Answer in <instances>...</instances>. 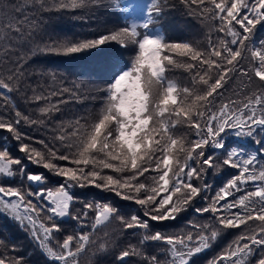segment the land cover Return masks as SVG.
I'll list each match as a JSON object with an SVG mask.
<instances>
[{
	"label": "snow or ice",
	"instance_id": "6c2138e0",
	"mask_svg": "<svg viewBox=\"0 0 264 264\" xmlns=\"http://www.w3.org/2000/svg\"><path fill=\"white\" fill-rule=\"evenodd\" d=\"M179 2L190 16L208 22L210 28L223 35L213 40L209 34L206 45L199 41H169L162 31L154 30L168 0H150L140 22L126 24L95 39L53 43L39 49L68 55L109 43L131 48L130 62L117 59L111 66L108 82L96 89L104 95L95 115L57 126L54 140L59 142V148L44 141L38 143L45 150L22 143L24 134L17 126L21 121L44 124V118L59 112V105L67 103L63 99L51 103V97L64 93L76 96L73 89L62 87L47 96L37 95L33 89L31 99L46 102L38 108L39 117L35 120L19 110L15 111L14 120L0 117V130L6 129L21 142L18 151L30 163L63 180L54 190L45 188L44 173L29 172L21 158L13 157L0 144V175L11 179L23 177L19 187L0 183V209L29 235L48 264H80L79 258L89 250L94 256L108 255L111 235L105 232L103 238L93 239V232L112 220L118 221L124 231H143L139 244L121 250L111 264H126L131 257L142 258V264H196L198 257L229 229L240 231L209 264H264V164L257 163L255 153L245 155L241 149L228 148L222 138L226 130H234L237 137L253 138L264 149V137L256 139L258 130H264V41L259 49L249 46L253 29L264 24V0ZM24 4L43 9L47 0H24ZM101 4L102 0H53L51 7L66 10ZM111 6L121 11L134 7L122 6L119 0H111ZM22 8L23 5L7 3L0 8V39L5 41L0 47L5 49V56L14 41L24 38L21 25L27 23V17L17 20L7 10L19 12ZM23 59L19 57L16 66L6 69L7 75L0 77V96L6 106L11 99L9 94L19 90L17 86L24 75L19 61ZM173 69L188 73V82L181 85L170 79L168 72ZM234 76L242 85L234 95L243 99L229 98L214 107L216 97L222 95L221 90ZM180 126L188 131L177 134ZM209 147L213 152L219 151V155L207 152ZM55 160L75 167L58 165ZM225 166L236 169V174L227 179L207 206L194 209L197 215L211 213L208 222L193 221L189 230L180 235L151 230L150 221L174 220L201 195L203 189L193 183L194 178L202 179L206 171ZM105 169L113 174H105ZM146 174H152L148 177L151 184L142 179ZM89 185L140 205L146 219L137 214L122 215L119 208L107 202L85 203L86 211L73 213L76 196L71 190ZM90 215L93 232L77 231L66 234L62 241L57 239L56 234L63 231L57 222L59 218H70L83 228L87 225L82 221ZM149 242L166 245L161 250L163 259L143 250ZM0 264L27 262L23 257H0Z\"/></svg>",
	"mask_w": 264,
	"mask_h": 264
},
{
	"label": "trees",
	"instance_id": "16d2710c",
	"mask_svg": "<svg viewBox=\"0 0 264 264\" xmlns=\"http://www.w3.org/2000/svg\"><path fill=\"white\" fill-rule=\"evenodd\" d=\"M130 2V0H119L122 6H126ZM149 2L150 0H143L142 7L139 10L142 20L147 13L146 5ZM3 3L11 6L23 5L22 10L19 12L12 11L11 9L7 11L11 16H15L17 20L23 21L27 17V23L21 25L24 31V38L17 39L14 41V46L8 47L7 56L4 55L5 49L0 47V77L7 75L6 69L16 66V61L19 57H24L23 60L19 61L24 73L20 84L17 86L19 90L9 94L11 99L7 102V106L5 105L3 96H0V117L6 120H14L16 110L25 115V113L34 112L39 107L44 106L45 101L35 102L31 99L33 89L36 90L35 94L47 96L51 91L59 90L62 87L75 91V86L86 84L90 88L87 92H82V94L75 91L76 96L70 95L66 97L64 93L63 96L51 97V103H57L58 100L69 98L72 105L65 110L63 104H60V111L45 118L47 121L44 124L37 123L30 125L28 127V134L24 135L22 140V143L30 144L41 150L45 149L42 144L38 143L39 141H44L49 146L59 148V142L54 140V136L57 134L55 131L57 126L61 122L73 121L80 117L88 119L92 115H95L103 103L102 97L104 95V93L98 92L96 89L108 82L112 70L111 66L117 59L122 60L124 63L130 62L131 51L128 54L119 51L117 47L111 48L107 45L99 49L85 50L68 55L49 53L40 51L39 49L53 43L80 42L82 40L95 39L126 24L140 22L141 20L136 19V17H139L137 15H129L127 11H121L118 8L112 7L111 2L107 0H102V4L99 7L92 6L89 8L66 10L51 7L53 0H47V4L43 9L39 8V6L34 7L31 4L25 5L24 0H0V8H2ZM107 6L111 7L109 18L114 19L111 21V26H108L106 20ZM2 16L3 12H0V17ZM154 30L162 31L169 41H190L192 43L199 41L204 45L207 43L209 34H211L213 40H216L218 35H223L222 33L218 34L214 27L210 28L208 22L202 23L198 17L190 16L188 9L179 0H168V4L164 6L163 15L159 18V22L154 25ZM140 31L143 32L144 30L140 29ZM262 41H264V24H258L251 33L249 46L259 49L261 48ZM4 43L5 41L0 39V45ZM124 50L129 51V49ZM168 77L179 82L181 85L186 84L189 80L188 73L183 69L169 71ZM233 85L236 87L231 89ZM238 87H242L241 82L234 76L231 82L225 86L227 90L225 95H228L230 91L238 89ZM218 97H216L215 101H217ZM242 99L243 96H238L236 100ZM17 127L21 132L20 125ZM184 128L183 126L178 127L176 129L177 134H180ZM262 137H264V130H258L256 139ZM222 138L228 148L235 147L241 149L245 155L255 153L258 156L257 163L264 164V154H261L264 152V149H261V145L257 144L255 139L243 136L237 137L234 130H226L225 133H222ZM20 143L13 139L12 134L6 129L0 130V144L4 148L9 149L13 157L21 158L29 172L44 173L46 175L47 183L44 185L45 188L50 189L53 186L55 189L63 182L62 178L53 175L42 166L30 163L25 155L18 151ZM206 151L213 155H219V151L213 152L210 147ZM54 162L61 166L75 167L67 161L55 160ZM193 166L196 165L193 164ZM13 167L16 168L18 166ZM104 172L106 173V170ZM236 172V169L225 166L220 170L213 168L206 171L202 179L194 178L193 183L203 189L201 195L195 199L187 211L179 213L174 220L150 221L151 230L153 232L160 231L165 235H180L182 232L186 233L189 230V226L193 221L199 224L208 222L211 219V213L197 215L194 209L207 206L217 191L226 183L227 179L235 175ZM150 175L152 174H147L145 178H142L147 179L149 184L152 183L151 179L148 178ZM22 179L23 177L19 175L15 179L5 178L0 175V183L13 187H19ZM25 185H27L26 180ZM246 187L250 189L252 185H247ZM33 188H35V185ZM26 190L32 189L26 187ZM71 191L76 196L72 207L73 213H83L86 211L84 209L85 203L107 202L119 208L122 215L130 216L131 214H137L141 219H146L143 216L144 210L140 205L135 204L133 201L123 200L115 192L96 188L92 185L83 188L76 187ZM238 195L240 193H234V196ZM30 199L34 198L30 197ZM231 200L232 197H229L228 202H231ZM223 203L224 201H221V204ZM41 218L43 219V217ZM57 222L61 224L63 229V231L56 234L57 239L61 241L66 234L73 232H93L91 229V215L82 221L84 225H87L83 228H81L78 222L70 218H59ZM142 231L140 229L124 231L118 221L112 220L106 226H101L99 231L93 232V239L103 238L105 232L111 235L112 246L109 254L94 256L91 250L86 251L79 258L80 264H111L114 256L121 250L127 248L130 244H139ZM239 231L240 229L226 230V233L212 247L198 257L196 264H209L211 260L225 250L226 246L234 240ZM99 242L101 241L98 240ZM14 245L16 246L15 249H13ZM96 247H98V244L92 246V248ZM165 247L166 245L161 242H149L143 246V250L149 255H160V258L163 259L161 250ZM0 257H7L8 259L23 257L27 264H48V261L37 250L35 243L30 239L29 235L16 222L10 219L7 214L2 213V209H0ZM126 264H142V258H128Z\"/></svg>",
	"mask_w": 264,
	"mask_h": 264
},
{
	"label": "rangeland",
	"instance_id": "374dc122",
	"mask_svg": "<svg viewBox=\"0 0 264 264\" xmlns=\"http://www.w3.org/2000/svg\"><path fill=\"white\" fill-rule=\"evenodd\" d=\"M108 2H111V0H107ZM131 2L126 4L129 5H133L134 7L130 10V11H127V13L129 15H133V16H139V17H136L137 20H142L141 19V14L139 13V10L140 8L142 7V3H143V0H130ZM106 13H107V16H106V20H107V23H108V26H111V21L114 20L113 18H109V15H111V7L110 6H107L106 7ZM90 25H93V24H90ZM228 39H231V37H227ZM107 46L109 47H117L119 51L121 52H125V53H128L131 51V48H121L118 44L116 43H109V44H106ZM124 49H129V51L127 50H124ZM79 87L75 86V91L76 92H79L80 94H82V92H87L90 88L86 85V84H82V85H78ZM242 86V85H241ZM236 86L233 85V87H231V89H234ZM237 90V89H236ZM230 91L228 95H225V92H227L226 88L222 89L221 90V93L222 95H220L217 99V101H215V104H214V107L215 106H218L220 105L221 103H226L227 100L229 98L233 99V100H236L237 99V95H234V92L236 91ZM71 94L70 93H65V96H70ZM65 101H67V103H64L63 106H64V109L67 110L71 105H72V102L70 101L69 98H67ZM25 116H29L31 119L35 120L39 117V113H38V109L35 110L34 112H29V113H25ZM45 119V118H44ZM47 120L45 119V122ZM20 125V130H21V133H23L24 135H27L28 134V127L31 125V124H25L23 121H21V123L19 124ZM188 129L184 128L180 134H184L185 132H187ZM34 134H38V133H34ZM30 143V141H29ZM106 170V173L105 174H113L111 172L110 169H105ZM147 175V174H146ZM52 184V183H51ZM50 189H54V187H50ZM118 197H121V196H118Z\"/></svg>",
	"mask_w": 264,
	"mask_h": 264
}]
</instances>
